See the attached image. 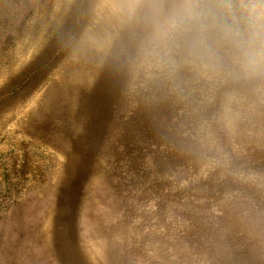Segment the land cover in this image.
<instances>
[{"label": "rangeland", "instance_id": "obj_1", "mask_svg": "<svg viewBox=\"0 0 264 264\" xmlns=\"http://www.w3.org/2000/svg\"><path fill=\"white\" fill-rule=\"evenodd\" d=\"M174 39L159 38L154 0H0V264H210L197 228L206 202L170 205V193L198 184L212 162L170 184L169 162L132 170L116 153L118 115L170 66ZM126 42L136 43L126 96L85 166L74 144ZM185 60L200 77L220 72ZM254 101L230 93L220 103L236 146L262 142Z\"/></svg>", "mask_w": 264, "mask_h": 264}, {"label": "trees", "instance_id": "obj_2", "mask_svg": "<svg viewBox=\"0 0 264 264\" xmlns=\"http://www.w3.org/2000/svg\"><path fill=\"white\" fill-rule=\"evenodd\" d=\"M174 38L178 40L170 44V66L150 91L134 97L137 103L131 109L118 115L115 132L121 149L116 153L132 170L136 165L144 170L149 157L155 167L169 162L170 184L180 182L182 173L196 176L201 165L212 162L209 171L200 173L198 184L188 181L184 187L175 186L170 205L191 199L206 202L197 228L199 247L212 264H264V137L262 142L247 140L236 146L239 143L221 124L220 106L230 93L254 98L264 122V76H236L222 67L216 76L195 75L193 65L185 60L183 37ZM124 49L102 71L88 105L85 134L74 144L85 166L100 148L126 96L136 43L126 42Z\"/></svg>", "mask_w": 264, "mask_h": 264}, {"label": "clouds", "instance_id": "obj_3", "mask_svg": "<svg viewBox=\"0 0 264 264\" xmlns=\"http://www.w3.org/2000/svg\"><path fill=\"white\" fill-rule=\"evenodd\" d=\"M159 38L206 67L264 76V0H154Z\"/></svg>", "mask_w": 264, "mask_h": 264}]
</instances>
